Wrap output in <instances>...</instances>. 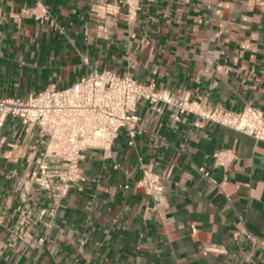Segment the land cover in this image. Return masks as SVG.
Here are the masks:
<instances>
[{
    "label": "crops",
    "instance_id": "0c3cea01",
    "mask_svg": "<svg viewBox=\"0 0 264 264\" xmlns=\"http://www.w3.org/2000/svg\"><path fill=\"white\" fill-rule=\"evenodd\" d=\"M93 71L170 103L141 101L134 146L87 151L60 201L50 137L4 119L0 264H264V142L191 111L264 115V0H142L133 23L119 0H0V100Z\"/></svg>",
    "mask_w": 264,
    "mask_h": 264
},
{
    "label": "built area",
    "instance_id": "2783aa9c",
    "mask_svg": "<svg viewBox=\"0 0 264 264\" xmlns=\"http://www.w3.org/2000/svg\"><path fill=\"white\" fill-rule=\"evenodd\" d=\"M141 1L119 0L128 23L137 19ZM141 101L170 103L168 97L138 83L129 74L118 76L112 72L93 71L67 89H47L26 101L0 100V123L12 115L25 123L37 124L41 132L50 137L53 155L62 161V168L55 174L58 188L53 193L54 199L60 201L79 179V164L87 151L109 150L122 130L129 137V146H134L138 126L136 112ZM191 111L203 120L264 142V115L255 108L233 113L222 109L206 110L195 104ZM230 159L228 153L220 152L216 155V165L226 167ZM141 183L151 192L153 182L147 172Z\"/></svg>",
    "mask_w": 264,
    "mask_h": 264
}]
</instances>
